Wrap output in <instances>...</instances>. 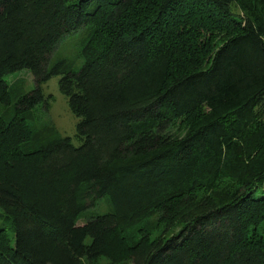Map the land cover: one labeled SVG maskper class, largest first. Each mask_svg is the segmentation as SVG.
<instances>
[{
  "label": "trees",
  "instance_id": "16d2710c",
  "mask_svg": "<svg viewBox=\"0 0 264 264\" xmlns=\"http://www.w3.org/2000/svg\"><path fill=\"white\" fill-rule=\"evenodd\" d=\"M80 28L75 69L53 53ZM23 69L0 264H264V0H0V105ZM54 76L78 147L28 123Z\"/></svg>",
  "mask_w": 264,
  "mask_h": 264
},
{
  "label": "rangeland",
  "instance_id": "374dc122",
  "mask_svg": "<svg viewBox=\"0 0 264 264\" xmlns=\"http://www.w3.org/2000/svg\"><path fill=\"white\" fill-rule=\"evenodd\" d=\"M85 34L86 29L80 28L61 38L54 50V59L70 58L72 61H75V69H78L82 60H77L76 56L80 50ZM59 79L60 76H54L40 85L43 94L45 96H51L49 100L50 107L46 111L42 103L37 105L31 117L28 116L27 120L35 133L47 137L70 138L72 145L78 147L81 144V140L76 136L78 119L71 113L66 98L59 91ZM5 81L8 84L10 105H0V118H5V116L10 115L12 108L18 100L36 88L32 74L26 69L7 75ZM109 210L107 201L100 199L95 208L86 211L79 223L83 224L87 217L92 214H104Z\"/></svg>",
  "mask_w": 264,
  "mask_h": 264
}]
</instances>
